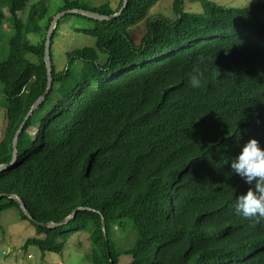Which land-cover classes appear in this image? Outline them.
<instances>
[{
    "label": "trees",
    "instance_id": "16d2710c",
    "mask_svg": "<svg viewBox=\"0 0 264 264\" xmlns=\"http://www.w3.org/2000/svg\"><path fill=\"white\" fill-rule=\"evenodd\" d=\"M32 1L0 0V30L7 8L14 32L0 62V166L11 164L14 138L48 88L50 0L27 10ZM62 1L59 13L107 17L124 2L112 10ZM158 1L128 0L110 22L88 19L93 28L80 33L95 48L67 53L62 70L54 63L57 25L51 90L24 125L15 165L0 174V197H17L32 220L6 198L0 217L15 209L36 231L24 251L61 255L71 235L86 232L91 264L123 256L128 264H264V220L235 212L249 185L229 167L249 139L264 148V1L239 9L203 0V12L193 13L175 0L170 18L150 16ZM139 24L145 35L136 44L131 29ZM43 34L39 43L26 38ZM196 73L200 86L192 88ZM80 208L65 226L41 227Z\"/></svg>",
    "mask_w": 264,
    "mask_h": 264
},
{
    "label": "rangeland",
    "instance_id": "374dc122",
    "mask_svg": "<svg viewBox=\"0 0 264 264\" xmlns=\"http://www.w3.org/2000/svg\"><path fill=\"white\" fill-rule=\"evenodd\" d=\"M39 0H33L29 3L27 10ZM91 8H101L108 6L114 10L120 0H81ZM175 0H159L158 4L151 10L150 16L159 18H170L173 16V4ZM203 0H185V8L189 12L202 13ZM223 5L226 8L245 9L253 3L264 0H209ZM124 3V2H123ZM48 18L56 20L58 18V29L54 36V63L57 70H62L67 64L66 54L83 50L85 48H95L96 41L92 36L80 33L81 30L91 29L94 22L71 14L61 17L59 10L63 7L62 0H50ZM6 20L0 30V62L8 58V42L14 35L11 28L10 15L7 8L3 10ZM27 13V12H26ZM25 13V14H26ZM47 21L42 23L44 28ZM53 23V22H52ZM45 34V32H44ZM44 34L38 37L26 36L28 41L39 43L44 40ZM48 34V33H47ZM46 34V36H47ZM145 35L144 25H137L131 29V36L139 44ZM105 58V57H104ZM80 68V64L77 65ZM77 67V68H78ZM39 117V116H37ZM6 96L3 86L0 83V142L3 140L6 129ZM36 131V129H35ZM35 131L33 133H35ZM33 135V134H32ZM36 235L35 228L28 222L20 219L19 213L15 209L2 213L0 217V264H91L88 256L91 252L89 234L86 232L74 233L68 240L61 255L46 253L43 255L40 251L32 247L27 251L23 250L26 241ZM126 241V239H124ZM124 241H122L123 243ZM128 246V245H127ZM131 258L123 256L120 264H128Z\"/></svg>",
    "mask_w": 264,
    "mask_h": 264
},
{
    "label": "clouds",
    "instance_id": "9594fccd",
    "mask_svg": "<svg viewBox=\"0 0 264 264\" xmlns=\"http://www.w3.org/2000/svg\"><path fill=\"white\" fill-rule=\"evenodd\" d=\"M199 76L196 73L188 77L192 88L200 86ZM229 167L249 185L245 193L235 198V212L243 218L264 220V148L256 139H249L230 159Z\"/></svg>",
    "mask_w": 264,
    "mask_h": 264
},
{
    "label": "water",
    "instance_id": "95a60500",
    "mask_svg": "<svg viewBox=\"0 0 264 264\" xmlns=\"http://www.w3.org/2000/svg\"><path fill=\"white\" fill-rule=\"evenodd\" d=\"M128 5V0H124L123 3V8L120 10V12L118 14H115L113 16L107 17V16H102L98 13H92V12H87L84 10H74V11H67L62 13L61 17L67 16V15H71V14H75V15H79L82 16L84 18L93 20V21H98V22H110L116 18H118L120 16V14L123 12V9ZM58 25V18L56 20L53 21V23L51 24V27L49 29V32L47 34V40H46V45H45V64H46V68L48 71V88L47 91L45 92V94L34 104V106L32 107V109L30 110V112L28 113L24 123L22 124V126L19 128L14 141H13V159L11 164L9 165H1L0 166V174H3L5 171L9 170L10 168H12L17 160L18 157V141H19V136L23 131L24 125L27 122L28 118L35 112V110L41 105V103L45 100V98L47 97L48 93L51 90L52 87V71H51V58H50V48H51V41H52V36L53 33L56 29ZM9 199L12 201L17 202V204L20 206L21 211L24 213V215L29 219L32 220L29 213L27 212V209L24 205V203H22L17 197L11 196V195H3L0 197V201L2 199ZM83 209H77L76 211L73 212V214L71 216H69L65 221H63L61 224L57 225L55 223H50L47 225H41V227L45 228V229H57L60 228L62 226L67 225L76 215L77 212L82 211ZM103 230L105 232V226L103 225ZM106 236V235H105Z\"/></svg>",
    "mask_w": 264,
    "mask_h": 264
}]
</instances>
